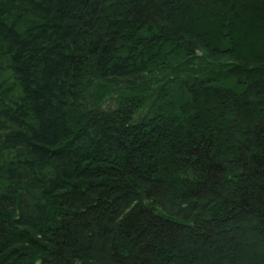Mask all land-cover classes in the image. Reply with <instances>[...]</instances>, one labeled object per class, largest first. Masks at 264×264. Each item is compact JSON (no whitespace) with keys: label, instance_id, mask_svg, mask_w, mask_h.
<instances>
[{"label":"trees","instance_id":"obj_1","mask_svg":"<svg viewBox=\"0 0 264 264\" xmlns=\"http://www.w3.org/2000/svg\"><path fill=\"white\" fill-rule=\"evenodd\" d=\"M0 264H264V0H0Z\"/></svg>","mask_w":264,"mask_h":264}]
</instances>
